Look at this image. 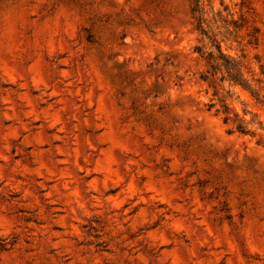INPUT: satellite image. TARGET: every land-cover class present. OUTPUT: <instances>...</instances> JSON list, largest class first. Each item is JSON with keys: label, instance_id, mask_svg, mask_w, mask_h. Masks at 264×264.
Here are the masks:
<instances>
[{"label": "rangeland", "instance_id": "1", "mask_svg": "<svg viewBox=\"0 0 264 264\" xmlns=\"http://www.w3.org/2000/svg\"><path fill=\"white\" fill-rule=\"evenodd\" d=\"M204 11L237 83L191 0H0V264H264V147L219 101L264 133V0Z\"/></svg>", "mask_w": 264, "mask_h": 264}, {"label": "trees", "instance_id": "2", "mask_svg": "<svg viewBox=\"0 0 264 264\" xmlns=\"http://www.w3.org/2000/svg\"><path fill=\"white\" fill-rule=\"evenodd\" d=\"M206 1H208L209 5L213 4V0H206ZM191 4H192L193 18L195 19L196 25L201 35L208 38L212 42L213 47L216 48L217 50V52L214 51L209 52L206 57L204 52H200L201 56L205 57V59L208 61L209 64V69L206 72L205 80L209 79V74H211V76L214 77L219 73H221L223 82L228 81L230 83L232 82L237 83L235 75L237 74L236 67L238 66V63L234 59H231L229 56H227L224 53L221 44L217 41V38L209 34L208 29L210 27L205 18L204 0H191ZM243 87L245 88L246 86ZM218 95L219 92L215 90L213 96L217 97ZM219 101L222 103L221 106L223 109L222 113H223L224 123L231 124L233 126L232 129H230V132L231 133L238 132L239 134L242 135H250L256 139V143L258 146L264 147V133L251 131L248 128L249 123L245 121L243 118H240L239 114L234 112L229 107V105L225 103L224 98H220ZM211 106H215V104H212ZM218 112H220V110H218ZM259 130L264 132L263 128H259Z\"/></svg>", "mask_w": 264, "mask_h": 264}]
</instances>
